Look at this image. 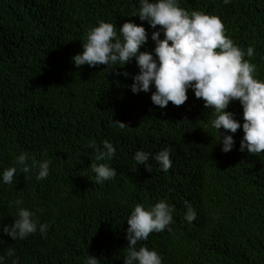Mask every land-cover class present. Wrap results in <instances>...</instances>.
Returning a JSON list of instances; mask_svg holds the SVG:
<instances>
[{"label":"trees","instance_id":"obj_1","mask_svg":"<svg viewBox=\"0 0 264 264\" xmlns=\"http://www.w3.org/2000/svg\"><path fill=\"white\" fill-rule=\"evenodd\" d=\"M178 2L189 12L218 16L225 35L245 53L254 48L245 59L264 80V0ZM138 9L139 0H0V173L22 152L51 161L46 179L18 168L11 185L0 182V224L14 222L19 199L36 216L39 205L41 223L49 225L46 234L23 240L0 230L4 264H83L88 255L100 264H124L131 211L160 200L175 208L170 231L150 233L137 248L154 249L163 264H264V152H241L235 133L233 149L224 153L210 124L214 109L203 107L191 89L183 105L165 108L152 103L154 87L134 94V58L115 69L73 63L100 21L116 25L118 35L124 22L143 24L149 40L141 51L154 50L151 33L160 26L140 21ZM226 111L242 128L239 101ZM112 120L127 126L113 127ZM104 140L116 148L108 163L117 176L97 184L90 165L104 161H96L88 144L102 147ZM165 148L173 161L167 172L151 157L150 172L141 165L133 171L136 151L154 156ZM186 202L196 212L191 223ZM65 207L68 215L58 211Z\"/></svg>","mask_w":264,"mask_h":264},{"label":"clouds","instance_id":"obj_2","mask_svg":"<svg viewBox=\"0 0 264 264\" xmlns=\"http://www.w3.org/2000/svg\"><path fill=\"white\" fill-rule=\"evenodd\" d=\"M231 0H223L229 4ZM138 15L140 21H146L151 29V40L155 43L154 50L141 51L149 40V34L143 24L127 21L119 27L110 22L100 21L85 36L82 52L72 60L75 66L123 65L133 58L139 69L138 74L131 78V91L148 93L152 91L151 101L160 108H165L171 102L181 106L188 100L191 89L196 98H202L205 108L214 109L215 119L210 121L211 127L218 130L221 136L222 151L227 153L234 147L233 135L241 137L240 151L245 149L249 154L264 152V80L256 78V65L250 60L254 48L248 47L246 53L233 40L225 35L224 24L218 16L206 14L203 11L191 12L179 7L178 0H139ZM135 15V16H136ZM163 34V39H161ZM122 68V67H121ZM128 77L127 72L117 73ZM239 101L243 109V124L235 118V114L226 111L230 103ZM113 127L124 129L127 125L121 121H111ZM224 129L221 132L220 129ZM230 132V135L227 134ZM90 141L88 147L95 153L97 162L91 163L95 173L94 182L103 184L117 176V170L108 163L115 157L116 148L110 141ZM171 149L165 148L154 156L150 152L138 150L133 156V171L141 165L149 172L152 165L150 157L158 162L162 171L167 172L172 167ZM46 155V154H45ZM31 162L29 163V161ZM51 161L36 160L22 152L16 157L13 166L2 170L0 182L11 185L14 176L19 171L23 174L37 170L36 179L43 180L49 175ZM17 213L10 225L0 224V230L13 240L25 239L30 234L39 231L46 234L49 225L41 223V207L34 206L37 215L22 207L23 201L14 202ZM185 220L191 223L196 219L192 205L186 202ZM68 215V207L58 210ZM174 206L165 200L155 205L136 204L131 211L127 224L126 239L128 241L127 255L124 264H163L162 257L154 249L147 246L137 248L138 242L147 241L150 233L162 232L173 223ZM8 256H13L10 250ZM0 264L4 257L0 256ZM13 264H18V260ZM83 264H100V260L88 255Z\"/></svg>","mask_w":264,"mask_h":264}]
</instances>
